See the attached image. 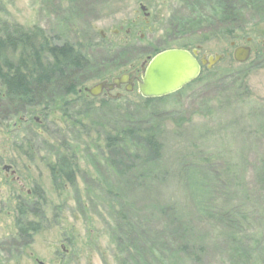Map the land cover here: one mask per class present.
<instances>
[{
    "label": "rangeland",
    "instance_id": "1",
    "mask_svg": "<svg viewBox=\"0 0 264 264\" xmlns=\"http://www.w3.org/2000/svg\"><path fill=\"white\" fill-rule=\"evenodd\" d=\"M243 4L242 31L231 39L214 37L222 27L216 0H0V37L39 28L53 44L83 47L90 61L75 96L54 90L33 107L0 102L6 264H245L229 249L232 237L248 244V264H264V0ZM237 47L251 50L245 64L233 60ZM171 49L222 59L146 112L136 84L130 93L85 92L130 72L139 78L149 59ZM117 110L131 115L130 126L162 129L160 161L126 180L107 167L95 134ZM83 128L87 138L77 136ZM58 154L76 164L73 186L52 179ZM221 211L234 215L221 223ZM119 227L146 247L119 246ZM186 244L198 263L176 253Z\"/></svg>",
    "mask_w": 264,
    "mask_h": 264
},
{
    "label": "trees",
    "instance_id": "2",
    "mask_svg": "<svg viewBox=\"0 0 264 264\" xmlns=\"http://www.w3.org/2000/svg\"><path fill=\"white\" fill-rule=\"evenodd\" d=\"M216 5L215 9L219 14L217 20L222 27L215 32L214 37L235 38V35L242 31V28H238V26L241 22L240 16L246 8L243 0H216ZM212 34L213 32L203 34L205 36L196 44L200 46L209 41L210 39L207 36ZM80 47L67 42L62 43V45L53 44L39 28L27 32H14L0 37V102L3 100L8 106L19 103L22 107H33L48 101L49 93L54 90L61 92V98L77 95L78 77L87 69L90 62L89 56L83 51V47ZM143 101L142 107H137L139 112H146L147 104L156 101V99H143ZM103 106H106V102H103ZM117 113L114 120L111 118V124H104L100 127L101 132L99 133L96 130L95 134L101 137L103 142L101 153L106 158L107 167L114 175L123 179L128 174L137 172V168L147 169L146 167L156 165L160 161L162 147L159 136L162 129H160L159 124L142 126L141 123L135 122L136 124L130 126L131 115L118 110ZM85 115L89 119L90 113ZM142 123L144 122L142 121ZM90 132V129L83 128V131L79 132L77 136L87 138ZM73 154L75 155V153ZM72 162L67 161L64 155H57L56 163L51 168L54 182L59 183L61 186L67 183L73 186L76 164ZM142 176L141 173L135 176L136 187L142 180ZM108 194L111 195L108 198L112 199V202L117 201L114 199L118 196L114 197L113 192H108ZM112 211L118 224L127 222V218L123 214ZM233 215L234 212L222 213L221 211L216 215V218L221 223H227ZM118 229L115 231V238H117L116 242L119 246L126 243L132 245L133 242L139 247H146L143 239L142 242H139V239H136L131 231H127L123 227ZM119 237L124 239L123 244H121ZM239 240L232 237L229 249L231 252L235 251L236 254L240 253L244 263L248 264L251 262L252 251L245 241ZM181 247L176 250V253H183L189 259L192 256L194 263H198V254H190L187 244ZM125 249L131 250L132 247ZM151 258L155 259L153 251H151ZM141 260L145 259L142 258ZM122 263L125 264V261H122Z\"/></svg>",
    "mask_w": 264,
    "mask_h": 264
},
{
    "label": "water",
    "instance_id": "3",
    "mask_svg": "<svg viewBox=\"0 0 264 264\" xmlns=\"http://www.w3.org/2000/svg\"><path fill=\"white\" fill-rule=\"evenodd\" d=\"M197 55V50H166L156 54L141 67L139 78L136 77L135 72H130L113 79L110 83L102 82L85 92L96 97L102 91L110 92L121 86H126V92H132L135 83L137 92L142 98H163L180 91L195 80L203 67L210 69L222 59L218 55L197 61ZM249 55V48L238 47L233 52V60L237 63H245Z\"/></svg>",
    "mask_w": 264,
    "mask_h": 264
},
{
    "label": "flooded vegetation",
    "instance_id": "4",
    "mask_svg": "<svg viewBox=\"0 0 264 264\" xmlns=\"http://www.w3.org/2000/svg\"><path fill=\"white\" fill-rule=\"evenodd\" d=\"M190 84H188V85H190ZM134 86H135V83H134ZM134 86H133V88H134ZM123 87H124V90H126V86H123ZM4 169L6 171V168H4ZM11 183H13V181H11ZM6 193L7 192H0V215L6 209V201H7V197H6L7 194ZM18 206H20V205L18 204ZM5 255H6V246L3 243L2 245H0V264H6V262H5ZM15 260H16V258H15Z\"/></svg>",
    "mask_w": 264,
    "mask_h": 264
},
{
    "label": "bare ground",
    "instance_id": "5",
    "mask_svg": "<svg viewBox=\"0 0 264 264\" xmlns=\"http://www.w3.org/2000/svg\"><path fill=\"white\" fill-rule=\"evenodd\" d=\"M233 46H234V45H233ZM237 48H238V47H237ZM247 48H248V47H247ZM249 49H250V48H249ZM249 56H250V55H249ZM248 59H249V58H248ZM247 61H248V60H247ZM247 61H246V62H247ZM246 62H245V63H246ZM236 63H237V62H236ZM238 64H244V63H238ZM199 77H200V75H199L195 80H193L192 82L196 81ZM192 82H190V83H192ZM190 83H188V84H190ZM188 84H187V85H188ZM187 85H185L184 87H186ZM168 96H169V95H168ZM141 98H142V97H141ZM142 99H144V98H142ZM159 99H160V98H159ZM144 100H149V99H144ZM150 100H152V99H150Z\"/></svg>",
    "mask_w": 264,
    "mask_h": 264
}]
</instances>
